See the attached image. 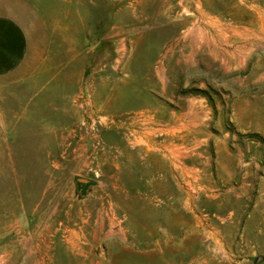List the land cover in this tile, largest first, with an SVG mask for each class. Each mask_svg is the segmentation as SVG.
<instances>
[{"label": "rangeland", "instance_id": "rangeland-1", "mask_svg": "<svg viewBox=\"0 0 264 264\" xmlns=\"http://www.w3.org/2000/svg\"><path fill=\"white\" fill-rule=\"evenodd\" d=\"M0 13L47 57L42 76L1 81L0 264H106L75 259L92 237L200 256L212 228L214 264H264V0H0ZM152 122L175 141L129 146ZM152 145L175 150V185L135 160ZM76 177L95 182L85 199Z\"/></svg>", "mask_w": 264, "mask_h": 264}, {"label": "crops", "instance_id": "crops-1", "mask_svg": "<svg viewBox=\"0 0 264 264\" xmlns=\"http://www.w3.org/2000/svg\"><path fill=\"white\" fill-rule=\"evenodd\" d=\"M38 39V33L36 32V35H34L33 29H31L26 23L22 22L20 19L0 13V88L1 81L4 79H14V83H25L27 80L31 81L33 77L42 76V73L47 72L45 66L41 65L42 62H46L47 57L40 52L39 48H36L41 45V42L38 41ZM182 118H185V115L176 117V115L173 114L171 116V124H167L168 129L176 128L178 120ZM163 131H165V129L157 127L154 122L148 127L141 129L140 132L132 130V132H130L133 135H136V137L133 141H128L129 144H131L129 146L134 148L135 146H138L140 143L139 141L156 142L154 141L153 136H158V134L159 136L168 138V142L172 141L173 139H170L172 134ZM165 141L166 139H164V142ZM123 157H125L129 163L134 162L133 156L129 155L128 152L125 156L123 155ZM148 157L153 158V166L167 172L168 178L173 185H175L177 179L175 150H166L161 145L157 146V148H155L154 145H152V147L147 146L142 153H137L135 160L141 159L144 161ZM184 169L186 168L184 167ZM178 176V178L184 177L185 173L180 170ZM157 187L159 188L160 186L157 185ZM201 233L204 237L211 239V243L215 244L213 241L218 237V234H221V231L212 228L209 230H203ZM183 234L186 237V234H190V232L183 231ZM108 237H104L101 241ZM92 238L91 243L88 242L87 245H80L79 240L77 241L75 239V259L79 262L89 260L90 257H85L84 255H90L95 252L99 254V257L97 256L92 259H97L101 263L106 264H117L118 259L125 255L129 257V260L131 261L136 258L135 261L138 264H214L217 261L216 254L223 252V247L211 243L208 246L198 248V250L201 251H197L196 253L200 254V256H193V250L197 249H193L191 246L185 244L104 248L102 246H95V238ZM102 254H105L104 258Z\"/></svg>", "mask_w": 264, "mask_h": 264}, {"label": "water", "instance_id": "water-1", "mask_svg": "<svg viewBox=\"0 0 264 264\" xmlns=\"http://www.w3.org/2000/svg\"><path fill=\"white\" fill-rule=\"evenodd\" d=\"M74 183L76 185V193L81 200L87 198L91 190L95 187L94 181L81 177H76Z\"/></svg>", "mask_w": 264, "mask_h": 264}, {"label": "bare ground", "instance_id": "bare-ground-1", "mask_svg": "<svg viewBox=\"0 0 264 264\" xmlns=\"http://www.w3.org/2000/svg\"><path fill=\"white\" fill-rule=\"evenodd\" d=\"M142 115H144L145 116V118H147V120H148V122L150 123V121L153 119L152 118V116H151V111L150 110H148L147 112H143V113H141ZM140 114V115H141ZM146 114L148 115V116H146ZM141 115V116H142ZM195 115V114H194ZM196 116V115H195ZM194 119H195V117H194ZM177 120V119H176ZM150 125V124H149ZM154 127V126H153ZM155 128V127H154ZM168 131V130H167ZM163 132H165V131H163ZM117 181H118V179H117ZM119 182V181H118ZM109 204V203H108Z\"/></svg>", "mask_w": 264, "mask_h": 264}]
</instances>
